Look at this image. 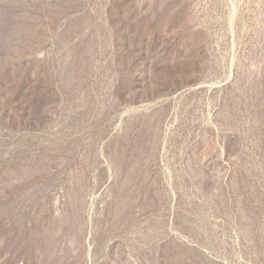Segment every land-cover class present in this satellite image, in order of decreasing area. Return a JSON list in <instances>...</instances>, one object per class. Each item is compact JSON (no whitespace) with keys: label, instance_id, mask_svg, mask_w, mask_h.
<instances>
[{"label":"rangeland","instance_id":"rangeland-1","mask_svg":"<svg viewBox=\"0 0 264 264\" xmlns=\"http://www.w3.org/2000/svg\"><path fill=\"white\" fill-rule=\"evenodd\" d=\"M0 264H264V0H0Z\"/></svg>","mask_w":264,"mask_h":264}]
</instances>
